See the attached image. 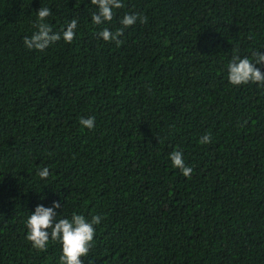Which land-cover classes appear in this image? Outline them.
Here are the masks:
<instances>
[{"label":"trees","instance_id":"obj_1","mask_svg":"<svg viewBox=\"0 0 264 264\" xmlns=\"http://www.w3.org/2000/svg\"><path fill=\"white\" fill-rule=\"evenodd\" d=\"M122 3L97 26L91 0H0V264H59V242L26 239L54 201L103 217L84 264H264V88L227 79L264 54V0ZM42 6L54 32L77 19L72 43L25 46ZM126 13L148 21L104 41Z\"/></svg>","mask_w":264,"mask_h":264},{"label":"clouds","instance_id":"obj_2","mask_svg":"<svg viewBox=\"0 0 264 264\" xmlns=\"http://www.w3.org/2000/svg\"><path fill=\"white\" fill-rule=\"evenodd\" d=\"M91 4L96 6V11L92 13L91 19L92 23L97 26L111 22L116 15L115 10L124 7L122 0H91ZM36 13L37 19L33 22L36 31L32 33L30 38H24V44L28 49L43 52L61 39L65 43L74 41L78 27L77 19H72L66 25V30L62 28L60 32H54L48 23V18L52 15L51 9L42 6ZM137 21L145 24L148 18L140 13H126L120 21L122 27L114 33L105 27L98 35L106 42L114 41L119 45L122 43L119 38L124 35L125 29L131 28ZM257 65L264 67V54L260 51L253 52L251 59L234 54L227 65L228 81L236 87L257 84L264 88V72ZM79 123L88 130L95 129V117H82ZM211 142L210 133L203 135L199 140L201 145H207ZM170 160L174 168L179 169L185 177L191 179L193 168L186 165L181 150L170 153ZM37 175L46 180L50 175L49 168L44 167ZM60 208L61 203L59 201H54L52 207L38 205L35 212L31 213L25 221L28 229L26 239L38 251H47L49 241L59 242L62 245L59 264H84L82 258L86 257L94 247L96 226L100 225L103 217L93 215L89 221L84 215L73 212L70 219L60 216L57 220L58 213L56 210Z\"/></svg>","mask_w":264,"mask_h":264}]
</instances>
